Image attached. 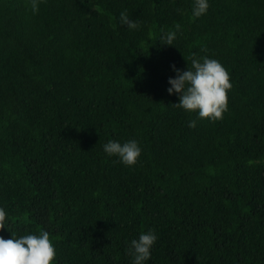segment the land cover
<instances>
[{
	"label": "trees",
	"instance_id": "trees-1",
	"mask_svg": "<svg viewBox=\"0 0 264 264\" xmlns=\"http://www.w3.org/2000/svg\"><path fill=\"white\" fill-rule=\"evenodd\" d=\"M192 2L0 0V206L57 264H132L148 230L149 264H264V0ZM193 53L230 75L223 119L167 92ZM132 139L135 166L103 151Z\"/></svg>",
	"mask_w": 264,
	"mask_h": 264
},
{
	"label": "clouds",
	"instance_id": "clouds-1",
	"mask_svg": "<svg viewBox=\"0 0 264 264\" xmlns=\"http://www.w3.org/2000/svg\"><path fill=\"white\" fill-rule=\"evenodd\" d=\"M209 7V0H193L192 18L197 19L207 14ZM32 9L34 12L38 11L37 0H32ZM119 22L131 30L141 27L140 23L129 18L126 11L120 13ZM180 29L181 25L176 24L175 30L162 32L163 44L175 45ZM171 68L175 76L169 77L167 92L178 96L179 102L173 104L175 107L195 112L199 119H208L210 122L223 119V114L228 111V92L232 83L228 71L218 60L193 53L187 70L178 69L175 65H171ZM188 126L194 128L196 121H190ZM103 151L109 157H117L124 166L132 167L138 163L142 148L135 139L123 143L109 140L103 145ZM10 221L9 212L0 206V230L10 231ZM10 232L9 239L0 235V264H57L56 249L48 231L41 230L38 234L22 236ZM157 239L154 230L142 232L138 239H132L128 246L132 264H149Z\"/></svg>",
	"mask_w": 264,
	"mask_h": 264
}]
</instances>
